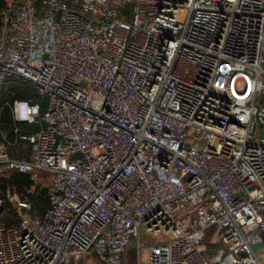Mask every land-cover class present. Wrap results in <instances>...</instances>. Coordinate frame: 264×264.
I'll list each match as a JSON object with an SVG mask.
<instances>
[{
    "label": "built area",
    "instance_id": "1",
    "mask_svg": "<svg viewBox=\"0 0 264 264\" xmlns=\"http://www.w3.org/2000/svg\"><path fill=\"white\" fill-rule=\"evenodd\" d=\"M10 82L34 91L13 120L38 128L14 130L29 160L0 147V178L50 193L36 215L7 193L0 264L129 247L135 264H264V0H9L0 97Z\"/></svg>",
    "mask_w": 264,
    "mask_h": 264
},
{
    "label": "trees",
    "instance_id": "2",
    "mask_svg": "<svg viewBox=\"0 0 264 264\" xmlns=\"http://www.w3.org/2000/svg\"><path fill=\"white\" fill-rule=\"evenodd\" d=\"M6 0H0V11L4 7ZM34 96V91L26 84H15L10 82L0 97V132L4 138L0 137V142L5 146L8 155L12 159L29 160L30 148L25 141H22L14 134L18 129L21 133L35 131L38 127L27 126L16 123L12 118V103L15 100H26ZM32 182L28 177L19 173H8L0 178L1 195L3 198L0 208V221L7 227H15L19 224V216L13 209L11 203L5 196L7 193L16 195L19 200H27L31 204V215L44 212L48 205V195L50 189L37 185L32 190ZM213 246V244H211ZM126 264H135V249L129 247L126 251Z\"/></svg>",
    "mask_w": 264,
    "mask_h": 264
},
{
    "label": "rangeland",
    "instance_id": "3",
    "mask_svg": "<svg viewBox=\"0 0 264 264\" xmlns=\"http://www.w3.org/2000/svg\"><path fill=\"white\" fill-rule=\"evenodd\" d=\"M6 1H9V0H6ZM13 103H14V101H13ZM13 103H12V105H13ZM12 107V106H11ZM41 185V186H43V187H47L48 185H49V180L47 179V178H45L44 177V179H43V181H41V179H40V181L38 182V184L36 183V185ZM0 189H1V187H0ZM1 191V190H0ZM14 197H16V196H14V195H10L9 194V198H13V199H15ZM17 198V197H16ZM8 200V199H7ZM9 202V201H8ZM15 202V201H14ZM12 204H13V202H12ZM1 203H0V208H1ZM12 207H13V205H12ZM151 239L152 240H155L156 238H154L153 236H151ZM148 241H149V239H148ZM142 261H144L145 260V256H146V253H145V251H143L142 252ZM128 261H126L125 260V264L127 263ZM98 264L97 262H95V261H93V259H91V258H89V261L88 260H83V261H79L78 262V264Z\"/></svg>",
    "mask_w": 264,
    "mask_h": 264
},
{
    "label": "crops",
    "instance_id": "4",
    "mask_svg": "<svg viewBox=\"0 0 264 264\" xmlns=\"http://www.w3.org/2000/svg\"><path fill=\"white\" fill-rule=\"evenodd\" d=\"M28 132H30V131H28ZM4 138V137H3ZM27 143V142H26ZM28 144V143H27ZM29 145V144H28ZM0 147L2 148V149H4V150H6V148H5V146L0 142ZM7 151V150H6ZM8 152V151H7ZM40 185V184H39ZM32 190H33V188H32ZM14 196H16V195H14ZM17 197V196H16ZM87 264V263H86ZM123 264H125V261H124V263Z\"/></svg>",
    "mask_w": 264,
    "mask_h": 264
},
{
    "label": "water",
    "instance_id": "5",
    "mask_svg": "<svg viewBox=\"0 0 264 264\" xmlns=\"http://www.w3.org/2000/svg\"><path fill=\"white\" fill-rule=\"evenodd\" d=\"M260 134H261V136H263L264 137V132L263 131H261L260 132ZM260 245H258V244H255L254 246H253V248H258Z\"/></svg>",
    "mask_w": 264,
    "mask_h": 264
}]
</instances>
